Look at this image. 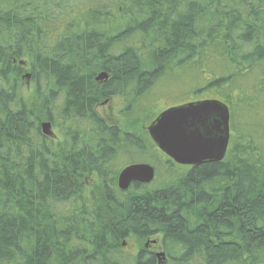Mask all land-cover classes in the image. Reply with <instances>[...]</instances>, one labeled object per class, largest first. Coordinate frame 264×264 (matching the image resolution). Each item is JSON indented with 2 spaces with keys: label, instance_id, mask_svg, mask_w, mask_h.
<instances>
[{
  "label": "trees",
  "instance_id": "16d2710c",
  "mask_svg": "<svg viewBox=\"0 0 264 264\" xmlns=\"http://www.w3.org/2000/svg\"><path fill=\"white\" fill-rule=\"evenodd\" d=\"M183 74L181 104L228 108L221 162L176 165L133 128L163 111L152 116V87ZM111 97L119 125L97 112ZM132 164L154 179L121 192ZM87 177L100 182L93 199ZM154 237L162 258L121 253ZM163 259L264 264V0H0V264Z\"/></svg>",
  "mask_w": 264,
  "mask_h": 264
},
{
  "label": "water",
  "instance_id": "95a60500",
  "mask_svg": "<svg viewBox=\"0 0 264 264\" xmlns=\"http://www.w3.org/2000/svg\"><path fill=\"white\" fill-rule=\"evenodd\" d=\"M106 78L107 74L102 72L95 81ZM40 130L45 137L52 136L51 123H41ZM146 132L155 148L176 165L197 167L221 162L230 139L228 108L213 99L172 106L159 113ZM154 175L148 164L128 165L118 173L116 186L124 192L132 184H150ZM156 257L162 258L163 254Z\"/></svg>",
  "mask_w": 264,
  "mask_h": 264
},
{
  "label": "rangeland",
  "instance_id": "374dc122",
  "mask_svg": "<svg viewBox=\"0 0 264 264\" xmlns=\"http://www.w3.org/2000/svg\"><path fill=\"white\" fill-rule=\"evenodd\" d=\"M113 15L116 13H112ZM102 71L95 74V77H97ZM185 77L180 78V80L176 79H162L161 81L157 82L155 86L152 87L150 92V97H148V100L152 101L153 104V110H152V116H156L159 112L162 110L179 105L186 100H190V96L186 95L188 90L192 86L191 80L186 79L189 75L183 74ZM180 76V75H179ZM108 80V75L105 80L99 81V84H103ZM26 88L29 89L30 85L28 81H25ZM31 93V90H28ZM26 91L28 94L29 92ZM122 103L120 98L118 97H111L108 100H105L101 102L97 108V112L100 116H102L108 123L119 125L121 124L120 118H119V111L122 108ZM46 122V121H45ZM44 123V122H43ZM129 125V124H128ZM148 125L144 124L142 120L139 121V123H134L133 128H135V132L137 134H141L144 130L146 131ZM51 139L58 141V132L57 130L52 127L51 125ZM161 176V174H160ZM100 182H98L94 177H87L84 178L83 184H84V196L89 199L95 198L97 192H99ZM159 183V177H156L155 184L157 185ZM159 237H154L147 239L144 242L136 241L135 239H129L128 241H124L122 243V251L121 253H127L130 255H134L137 250L141 247L150 250L156 254L162 253L159 246ZM160 264H166V261L163 259V261L160 262Z\"/></svg>",
  "mask_w": 264,
  "mask_h": 264
}]
</instances>
